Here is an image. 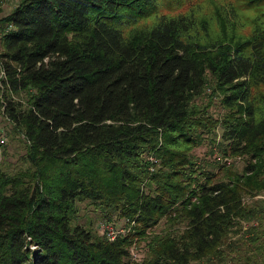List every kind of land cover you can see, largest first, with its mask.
<instances>
[{
	"label": "trees",
	"instance_id": "1",
	"mask_svg": "<svg viewBox=\"0 0 264 264\" xmlns=\"http://www.w3.org/2000/svg\"><path fill=\"white\" fill-rule=\"evenodd\" d=\"M0 46V264H264V0H18ZM208 86L240 172L192 157Z\"/></svg>",
	"mask_w": 264,
	"mask_h": 264
},
{
	"label": "rangeland",
	"instance_id": "2",
	"mask_svg": "<svg viewBox=\"0 0 264 264\" xmlns=\"http://www.w3.org/2000/svg\"><path fill=\"white\" fill-rule=\"evenodd\" d=\"M18 0H0V18L10 13V11L16 6ZM1 52V46H0ZM194 103L198 106V109L205 110L207 116L213 121L217 120L218 123L213 128L212 133L208 135H202L200 146L191 151L192 157L196 164L203 167V170L216 172V164H228L232 163L237 172H240L243 167V160L237 156H223L220 151L222 150V141L220 138L221 129L219 127V119L224 114V109L218 102V94L212 86H208L200 93L195 99ZM0 131L4 134L5 144L0 147V168L7 172H13L21 166V156L23 155V146L20 140L11 132L10 124L0 117ZM2 151L5 152L3 155ZM264 201V193L256 197ZM77 221L84 226L89 227L97 234H101L106 227L112 232H119L123 229L122 221L112 219L111 224H104L100 220V217L94 213L91 207H87L81 204L78 210ZM166 228L164 219H161L157 226L152 229L153 233H161ZM121 232V231H120ZM238 232V231H237ZM243 232V231H242ZM240 232V234L242 233ZM239 234V235H240ZM237 236L229 241H233ZM33 249L32 247L30 250ZM131 257L135 260H140L143 257L145 249L143 245L137 247V245L130 248ZM225 264H231L226 262Z\"/></svg>",
	"mask_w": 264,
	"mask_h": 264
},
{
	"label": "built area",
	"instance_id": "3",
	"mask_svg": "<svg viewBox=\"0 0 264 264\" xmlns=\"http://www.w3.org/2000/svg\"><path fill=\"white\" fill-rule=\"evenodd\" d=\"M3 75V72L1 71L0 72V77ZM5 142V138H4V134L0 131V145L4 144ZM106 231V236L109 238V239H112L114 237V234H116L114 231H110L108 229V227H106V229L104 230ZM120 232V231H119Z\"/></svg>",
	"mask_w": 264,
	"mask_h": 264
}]
</instances>
